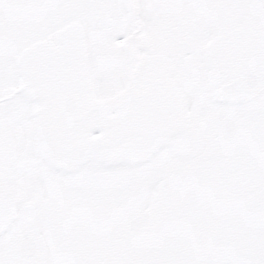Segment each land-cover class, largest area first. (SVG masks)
Masks as SVG:
<instances>
[{
  "label": "snow or ice",
  "instance_id": "snow-or-ice-1",
  "mask_svg": "<svg viewBox=\"0 0 264 264\" xmlns=\"http://www.w3.org/2000/svg\"><path fill=\"white\" fill-rule=\"evenodd\" d=\"M0 264H264V0H0Z\"/></svg>",
  "mask_w": 264,
  "mask_h": 264
}]
</instances>
